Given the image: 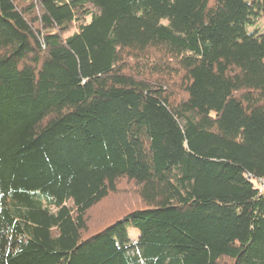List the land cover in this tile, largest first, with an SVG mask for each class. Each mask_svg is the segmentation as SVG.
I'll use <instances>...</instances> for the list:
<instances>
[{"label": "trees", "instance_id": "16d2710c", "mask_svg": "<svg viewBox=\"0 0 264 264\" xmlns=\"http://www.w3.org/2000/svg\"><path fill=\"white\" fill-rule=\"evenodd\" d=\"M259 18L264 0H0V264H264ZM122 180L140 207L89 234Z\"/></svg>", "mask_w": 264, "mask_h": 264}, {"label": "rangeland", "instance_id": "374dc122", "mask_svg": "<svg viewBox=\"0 0 264 264\" xmlns=\"http://www.w3.org/2000/svg\"><path fill=\"white\" fill-rule=\"evenodd\" d=\"M254 26L257 29L256 32L260 33L264 31V18H259ZM75 30L76 24H73L71 29L63 36L66 37L75 32ZM139 207L140 199L135 184L126 180L120 181L114 192H111L103 201L88 212L86 223L89 234ZM130 230L129 238L131 240H135L140 236V233L136 230Z\"/></svg>", "mask_w": 264, "mask_h": 264}, {"label": "built area", "instance_id": "2783aa9c", "mask_svg": "<svg viewBox=\"0 0 264 264\" xmlns=\"http://www.w3.org/2000/svg\"><path fill=\"white\" fill-rule=\"evenodd\" d=\"M258 188H259L260 191L264 190V182L259 183Z\"/></svg>", "mask_w": 264, "mask_h": 264}]
</instances>
